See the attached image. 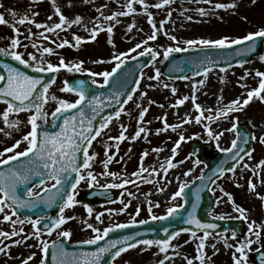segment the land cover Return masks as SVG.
<instances>
[{"label":"snow or ice","instance_id":"snow-or-ice-1","mask_svg":"<svg viewBox=\"0 0 264 264\" xmlns=\"http://www.w3.org/2000/svg\"><path fill=\"white\" fill-rule=\"evenodd\" d=\"M86 2H91V0H86ZM173 0H159L156 3H149V0H124V3L120 6L123 10L112 12L110 15L105 16L103 11L98 8L97 12L100 13L98 17L95 18L93 22L94 26L90 30V40H95L96 36L100 31H106L109 34V44H113L111 39V34L115 23H118V17L128 16L136 12L135 5L139 4L144 11V14L147 15L148 23L151 25L152 31L151 34L147 36L142 42L137 43L134 48L129 49L128 52H121L114 54L112 60L115 61V66L111 71H101L95 72L83 67V61L79 62H65L63 57H60L59 64H53L51 62H46L44 57L45 54L52 55L55 54L52 47H43L42 49L36 44L32 43V47L40 53L39 59L34 53H28V58L25 59L24 53L16 51L18 47L21 46V40L17 38L20 35L19 29L16 27V23L23 25L25 23L34 24L37 29H44V32H41L40 38L44 40H49L50 37L45 35L46 33H56L58 35L59 31H67L68 28H71L72 25H79L82 23V18L77 15L74 19H69L66 17L61 8L56 6V0H52L54 6V14L58 17V22H54L51 25L36 23L30 16L38 15V13H25L20 16L16 23L12 24L14 37L10 38V47L12 50L5 48H0V55L5 57H11L13 61L18 62L20 65L25 67H30L33 72L36 73H59L62 69L67 70L68 72H87V74L92 77L91 84L97 85L98 88L103 89L105 86L110 84V81H114L112 84V89L107 93H99L93 95L90 92H87L85 89V81L78 80L74 84L69 85L66 81L65 86L60 90L62 92L74 93L77 96V99L74 102H69L67 100L58 99L55 95L51 96V100L57 102V107L51 113L53 117V127H57L55 124L56 119H62V123L58 125V131H41V126L48 123L47 113L44 111V104L48 102V92L53 83H55V75H53L48 81H44L43 75L32 76L28 75L26 72L19 70L16 67H13L7 63H4L2 66L6 70L7 75H0V98L2 102L6 104V108L0 113V118H2L6 127L10 130H18L21 124L19 120H10V115L13 113H21L25 111H30L32 114L28 117L27 124L30 125V131L26 134H23L21 139H18L9 147H5L0 151V214H2V221L8 222L12 225L11 231L0 230V254L10 257V247L14 245H19L25 243L29 239H35L37 241V247H39L40 252L43 254L40 264H46L45 258L49 252V249H52L51 256L53 264H100L101 260L105 254H110L111 261H115L122 253L130 249H135L140 245L145 246L141 251H145L152 246H156L158 249L157 254H164L163 259H160L157 264H166L167 261L172 259L168 255L169 250H176L180 245H173L171 241L180 235L181 232H190L191 238L199 240V243L196 247V255L194 258L185 257L186 264H194V260L198 261L199 264H205V241L213 235V232L210 230H215L218 226L214 223H204L198 219L195 215V210L197 208V203L192 204V211L187 213V218L184 216L178 215L179 210L184 207L183 204L173 205L166 209L164 215H155L153 213V208L160 207L159 203H153L148 201V213L151 221H166L168 220L170 224H186L194 225L197 230L203 231V236H197V231H193L191 228L184 227L180 228L177 231H170L169 226L163 224L159 228H152V232H163L165 234L164 238L160 239H140V232H136L130 235L119 236L115 239L107 240L102 246H98L95 251L92 252H81V253H69L65 250L64 244L60 243L59 238L63 237L65 239H70L71 232L67 230H60L61 226L66 224L70 220H74V216H66V209L72 208L78 201L76 200V193L78 185L81 181H86L89 188L95 186L102 187L104 189H113V188H125L126 185L132 184L133 186L139 187L136 179L128 178L123 179L122 177L120 183H105L100 184L98 177H112L115 181L120 177L119 173H114L108 170L109 164L113 161L114 155L109 154V146L105 145V157L106 159L102 161L104 171L95 174L92 170L93 163L96 159L97 154L92 152L90 154L89 149L92 148L93 142L97 140L98 137L102 135V132L109 127L113 120H118L122 114H127L125 111L124 105L128 104L129 101L133 100L134 94L139 90L140 79H143L144 73L140 72V78L134 81L135 87L131 88L129 91L125 92L126 82L121 83L115 81V77L123 70L125 66L126 59L129 57L130 53H135L137 49H143L138 53L139 56H150L151 61H156L160 56V52L149 47V41H155L158 35L163 32L164 35L172 41H176L175 36H170L167 32H164V25L168 22L167 20L161 21L159 26L153 19L152 13L149 11L150 8L162 9L165 6L170 5ZM204 3H210L211 0H203ZM255 0H253V3ZM68 6L71 7V0H69ZM0 7H3L0 4ZM104 8H107L108 5H104ZM237 4L233 3H216L212 9L205 10L203 8L198 9L200 15H206L210 11L216 9H229L236 8ZM11 16L15 20L18 16V13L14 10H9ZM168 16L171 17V11L168 12ZM189 20L192 17H188ZM246 20L247 18L244 17ZM48 20H52V16L48 17ZM107 22V28H104L99 21ZM115 22V23H113ZM8 21L5 20V17L0 13V25L7 24ZM86 31H89L87 25L84 26ZM135 25H129L128 31H132ZM35 33H32L29 30L27 39L31 40L32 36ZM73 40L75 45H73L69 40L64 39L59 43H56L55 40H52L51 43L56 45V48H64L65 46L69 47H79V45L84 42L82 37L79 35L73 34ZM257 40H264V27L258 28L256 31L248 32L246 35L237 38H229L227 36L218 38V39H188L183 43L188 45V48L182 47H167L163 51L164 60H168L172 53L174 52H183L188 51L189 48H199L201 51L206 50H225L231 49L233 45H245L246 47L237 49L235 54L238 56H244L248 53L256 51V42ZM27 49L28 45H22ZM114 46V45H113ZM136 56H131V59L135 60ZM259 59L264 62V55H261ZM105 62L104 60H95L93 63L101 64ZM211 60L207 54L200 58L193 64L195 70V75L206 77L209 72L212 71L211 67L208 65L211 64ZM242 66L244 61L239 62ZM148 65L145 64L144 67ZM231 65H229L230 67ZM139 67V65L137 66ZM202 67V72L199 70ZM220 71H226L225 68H221ZM130 74V73H129ZM252 73L250 71L245 72V76H250ZM161 76L160 70L157 69L155 75L149 76V80H159ZM96 77H102L103 82L98 83ZM255 77L259 78L258 86L252 90H249L246 93L247 98L241 101L240 98H237L231 101L228 105L218 107L215 110L214 115L213 109H203L199 103L196 102V91L198 90L197 85H203L205 83L204 79L196 81L192 84V96L191 101L193 108L197 113L194 117L195 123L203 124L205 131L208 137L212 140L217 141L216 147L223 153L228 154V158L234 161L235 163L229 167H218L212 172V175L207 177V183L216 184V177L219 179L224 175L225 172L235 173L236 167L242 165L243 168L248 169L249 165L244 163L245 156L248 159H252V151L245 149L244 145L249 144L250 134L243 133L241 134L238 131L237 123L233 122L231 127L226 129L228 132H235L236 138L231 141V146L226 148H220L218 141L223 136V132H214L210 125L204 123L205 120L210 122H215L220 120L222 117H228L230 113L241 111L245 106H247L254 98L264 101V72L257 70L255 72ZM179 79L189 80L188 76H180ZM242 77L241 79H243ZM223 79V78H222ZM39 86V87H38ZM244 87V85H241ZM152 87V85H149ZM163 87L168 88L169 85L164 84ZM173 95L176 94L177 89L175 87L171 88ZM126 99L121 100V96H125ZM141 98L147 96V92H140ZM190 98L184 96L175 101L174 104H171L170 107L177 108L181 105H184L186 101ZM155 101L149 100L148 104L152 105ZM136 107L140 109L139 116L137 119V130L135 134L129 138L126 136L127 128L124 125H121V131L117 137L109 136L108 140H115L117 142H123L127 139L136 140L141 137V134H145V139L147 138L148 129L144 126L145 124V115L149 111L147 107H143L141 104H137ZM163 108L164 105H159ZM105 108H112L113 111L109 112L107 115L101 116V113ZM205 112L209 113L205 116ZM100 117L99 123L94 124L97 121V118ZM158 119L163 121L164 128L157 129V134L161 131H167L171 129L172 131H177L184 124L192 123L193 117L185 114V117L181 119L179 124H168L167 122V113L163 117H158ZM38 121L40 123H38ZM147 123H150L147 122ZM4 131V129H0ZM10 132H5V135H10ZM190 139V138H187ZM252 140H258L260 144H264V135L259 137L251 136ZM186 137L183 133L179 134V138L175 141V146L172 148V157L168 158L166 164L160 165V170L163 174L167 175V172L171 168H175L176 164L173 163V159L176 155L177 149L179 148L181 142L185 141ZM22 143H26V147L23 151L18 150ZM117 151L119 150L118 143L116 145ZM156 152L162 151L160 148L153 149ZM130 151V150H129ZM254 151V149H253ZM82 154V158L81 155ZM148 155L147 152L141 154L140 158V167L137 171L131 173V177L138 178L142 183H158L159 181H154L151 177L154 175H159V171L153 167L151 170L144 167L143 161L144 157ZM23 158V159H22ZM183 163V161H180ZM200 160H195L194 165H199ZM227 163V161H225ZM257 167H264V160H261ZM191 169L184 172V176L191 175ZM148 173V176L145 177L143 174ZM74 174V175H73ZM254 174H256L254 172ZM179 182L178 189L172 193L171 200L175 201L177 198H181L185 195V189L189 188V183L187 181H180L179 177H176ZM198 180L204 181L205 175L203 170L201 175L197 177ZM48 181H54V183L48 184ZM171 183V181H166ZM24 186L25 195L21 196L18 193V188ZM206 185L202 184L196 186L194 190L195 199L198 202L200 199L199 193L204 190ZM248 187L250 191L255 190V184L251 179L248 181ZM38 189V190H37ZM164 186H161L157 189L158 192H163ZM213 191L212 188L208 189ZM223 191V189H221ZM130 197H134V193H127ZM227 195V193H225ZM258 198L264 200V196ZM231 199V197H229ZM123 205L119 210L107 209L109 214L114 211L123 213L130 206L131 201L124 203L123 200L120 201ZM219 203V201H217ZM39 205H43L45 208H51L53 205H56L59 209L58 214L55 218L51 216L38 213L33 218L31 215L24 216L23 218L18 214L19 210L26 209L30 212L35 210ZM84 207L87 210L88 215L91 217L93 214V209L85 204ZM234 211L239 213L237 219L247 220L246 210L242 207H234ZM140 213V208L136 209V215ZM212 214L209 213V216ZM104 212H99L95 214V220L102 224V217ZM15 217V219H13ZM218 219H225L224 216L218 217ZM29 223L32 228L31 233H25L23 225ZM146 225L149 223L148 220H139L136 221L135 217L132 218L131 224H115L108 227H104L102 230L99 227H96L94 224L88 222L87 220L83 221L84 226L87 229H90L94 234L91 238L79 241L78 243L84 245H97L99 241L105 240L108 237L109 233L116 231L117 229H124L135 224ZM20 225L19 228L16 226ZM264 229V225H257L255 221L249 222L247 224V235L244 240L237 242L235 245L228 244L227 238H225L226 247L234 248L232 255L233 264H247L248 256L246 250L251 248L253 243H257L261 239V230ZM57 232V241L49 244L47 240H43L41 237L47 233L51 236L52 233ZM228 231H231V239L236 240L238 236V230L236 228H229ZM13 237H21L20 239L13 240ZM255 237V239H253ZM5 241H11V244H6ZM185 243H188L186 241ZM215 248V245L212 246ZM115 250V251H113ZM259 252L260 250L257 249ZM239 253L237 256L236 254ZM178 255L179 253L176 252ZM35 253L28 255L26 258L20 259V264H29L33 260ZM261 264H264V254L260 255ZM210 259V258H209Z\"/></svg>","mask_w":264,"mask_h":264},{"label":"rangeland","instance_id":"rangeland-1","mask_svg":"<svg viewBox=\"0 0 264 264\" xmlns=\"http://www.w3.org/2000/svg\"><path fill=\"white\" fill-rule=\"evenodd\" d=\"M15 0H7L6 6L10 7ZM25 8L28 4V12L38 13V15L30 16L36 23L49 24L58 22V17L54 14V6L52 0H25ZM4 2V1H3ZM159 0H149V3H156ZM237 4L236 8L229 9H216L208 12L206 15H200L198 9L210 10L216 3H233ZM69 0H56V6L61 8L63 14L69 19H74L77 15L82 18V23L79 25H72L67 31H59L56 33H46L50 37L49 40L40 38V33L44 32V29H37L34 24L27 23L24 35V44H27V50L29 53H34L39 59L40 53L34 49L31 45L36 43L41 49L43 47H52L55 54H45V61L53 64H59L60 57L65 59V62H79L83 61V67L85 69L101 72L111 71L115 66V61L112 60L114 54L121 52H128L129 49L135 47L137 43L142 42L151 34L152 28L148 23L147 15L144 14L143 9L139 4L135 5L136 12L128 15L118 17L119 22L115 23L111 39L113 44H109V34L106 31H100L95 40H90V30L93 28L95 18L100 15L96 9L100 8L105 16L110 15L112 12L123 10L120 6L124 3V0H71V7L68 6ZM104 5H108L104 8ZM149 11L153 15V19L159 26L161 21L167 20L164 25V32H167L170 36H175L176 41H172L168 36L161 32L155 41H149V47L159 51L161 54L156 61H152L150 66L146 68L143 73V79H140L139 90L134 94L133 100L124 105L127 114H122L118 120H113L107 129L102 132V135L93 142L92 148L89 149L90 154L95 152L97 154L93 163L92 170L95 174H99L104 171L102 161L105 157V145L109 146V154L114 155L113 161L109 164L108 170L114 173H119L115 181L112 177H98L100 184L105 183H120L121 177L123 179H136L139 187L132 184L126 185L125 188H119L122 191L121 199L115 203L102 207L92 206L93 214L90 217L87 213L83 203H76L72 208L66 209V216H74V220L68 221L61 226L60 230H67L71 232L70 241H82L91 238L94 234L90 229H87L83 221L94 224L101 230L104 227H108L115 224H128L131 223L132 218L135 217L136 221L150 220L148 213V201L153 203H159L160 207L153 208L155 215H164L166 209L173 205H179L182 203L181 198H177L175 201L171 200V195L179 186V182L176 177L180 178V181H187L190 183L194 178L198 177L203 169L202 165H194V159L187 152V148L193 138L205 141L209 143V147L212 149H218L216 147L217 141L208 137L203 124L195 123L194 117L197 114L193 108L191 101L192 84L201 79L205 80V83L197 85L196 102L201 105L203 109H213V115L218 107L228 105L231 101L240 98L241 101L246 99V93L258 86L259 78L255 77L257 70L264 72V62L259 57L256 61L240 65L236 67L226 68V71L212 70L206 77L198 76L189 80L175 81L168 80L160 76L159 80H149V76L155 75L157 69L163 60V51L167 47H182L188 48V45L183 42L188 39H218L224 36L229 38H237L246 35L248 32L256 31L260 27H264V0H211L210 3H204L203 0H173V2L163 7L162 9L150 8ZM171 11V17L168 16V12ZM52 16V20L49 21L48 17ZM192 17L191 20L188 17ZM244 17L247 19L245 20ZM99 23L107 28V22L101 20ZM135 25L132 31H128L129 25ZM85 25L89 31L85 30ZM29 30L35 33L31 40L27 39ZM73 34L82 37V42L79 47L56 48L52 40L56 43L61 42L64 39L69 40L73 45ZM114 45V46H113ZM191 49V48H189ZM143 49H137L135 53H130L129 57L138 55ZM177 53V52H174ZM264 55V50L263 54ZM95 60L111 61L101 64L93 63ZM250 71L252 75L245 76V72ZM68 72L62 69L56 74L55 83L50 87L48 92V102L46 110L51 112L57 107V102L51 100V96L55 95L58 99L74 102L77 96L74 93L62 92L60 89L64 87L63 78ZM87 74V72H84ZM244 77L243 79H241ZM223 78V79H222ZM92 79V77H91ZM98 83L103 82L102 77H96ZM164 84L169 85L168 88L163 87ZM152 85V87H149ZM241 85H244L242 87ZM175 87L177 92L172 94L171 88ZM140 92H147V96L141 98ZM188 96L190 99L177 108L170 107L179 98ZM155 101L154 104L149 105L148 101ZM137 104H141L143 107H147L149 111L145 115L144 126L148 129L147 138L145 134H141V137L136 140L127 139L123 142H117L115 140H108L109 136L117 137L121 131V125L127 128L126 136L131 138L137 130V119L139 111L136 107ZM164 105L163 108L159 105ZM6 106L0 103V113ZM167 113L168 124H179L181 119L185 117V114L193 117V122L184 124L177 131L168 129L167 131H161L157 134V129H163V121L158 117H163ZM209 113L205 112V116ZM30 112H21L10 115V120L21 121L18 130H10L4 124L2 118H0V151L5 147L11 146L16 140L21 139L23 134L30 131V125L27 124ZM236 120H241L250 125L252 130V136L259 137L264 135V102L260 99L254 98L247 106L241 111L230 113L228 117H222L220 120L210 122L205 120L204 123L210 125L214 132H223V136L218 141L220 148L230 147L231 141L234 139L235 132H228L226 129L230 128L232 123ZM150 123H147L149 122ZM5 132H10V135H5ZM183 133L186 140L181 142L177 149L176 155L173 159V163L176 164L175 168L168 170L167 175L163 174L160 170L161 164H166L168 158L172 157V148L175 146V141L179 138V134ZM190 138V139H187ZM118 143L119 150L117 151L116 145ZM252 159H248L245 156L244 163L249 165L248 169L238 165L235 173L229 172L226 174L221 182H217L213 185L212 193L218 198L214 210L211 212L212 216L225 218H237L239 213L234 211V207H242L246 210L247 220H243L246 225L249 222L255 221L257 225H264V200L258 198L264 196V167H257L261 160H264V144H260L258 140H252ZM26 143H22L18 150L23 151L26 147ZM160 148L162 151L156 152L153 149ZM254 149V151H253ZM130 150V151H129ZM147 152L148 155L144 157V167L151 170L155 167L159 171V175H154L151 178L158 183H142L138 178L131 177V173L137 171L140 167L141 154ZM183 161V163H180ZM191 169L190 176H184L183 173ZM254 172L256 174H254ZM145 177L148 173L143 174ZM251 179L255 184V190L250 191L248 187V181ZM166 181H171L167 183ZM52 181H48L50 185ZM164 186L163 192H158L157 189ZM235 186V188H234ZM88 183L81 181L78 185L76 196L83 190L87 189ZM99 187V186H95ZM102 188V187H99ZM223 189V191H221ZM38 190V189H37ZM134 193V197H130L127 193ZM227 193V195H225ZM231 197V199H229ZM124 203L131 201L130 206L123 213L114 211L111 214L107 209L119 210ZM140 208V213L136 215V209ZM104 212L102 217L103 223L100 224L95 220V214ZM15 219V217H13ZM0 221H2V214H0ZM12 225L8 222H0V230L11 231ZM17 228L20 225L16 226ZM25 233H31L32 228L29 223L23 225ZM261 239L257 243H253L251 248L246 250L248 256L247 264H252L250 261V255L255 250L261 247V240L264 238V229L261 230ZM246 228V235H247ZM245 235V236H246ZM197 236H203L201 233H197ZM57 237V232L54 231L51 236L45 233L41 238L48 242ZM21 237H13V240L20 239ZM225 238L227 243L235 245L242 239H231V233H225L218 236H210L205 241V264H233L232 255L234 248L226 247ZM255 239V237H253ZM188 241V243H185ZM6 244H11V241H5ZM171 243L173 245H180L176 250L170 249L168 255L172 257L166 264H186L185 257L194 258L196 255V247L199 240L192 239L190 233H180L175 237ZM37 241L35 239H29L25 243L11 246L10 257L0 254V264H20L21 258H26L28 255L35 253V256L29 264H40L42 253L39 247L36 246ZM215 245V248L212 246ZM145 246L140 245L135 249H130L125 253H122L118 257L114 264H157L160 259H163L164 254H157L158 249L156 246H152L145 251H141ZM176 252L179 254L177 255ZM237 256L239 253L236 254ZM210 258V259H209ZM194 264H199L194 260Z\"/></svg>","mask_w":264,"mask_h":264},{"label":"water","instance_id":"water-1","mask_svg":"<svg viewBox=\"0 0 264 264\" xmlns=\"http://www.w3.org/2000/svg\"><path fill=\"white\" fill-rule=\"evenodd\" d=\"M247 43L245 45H233L231 49H225V50H206L201 51L200 49L190 50V51H183L179 52L178 54H171L168 60H165L164 64L160 68V73L164 75L167 78L172 79H179L180 76H188V77H195V70L193 67V64L198 61L200 58H203L206 54L211 60V64L208 66L211 68H226L229 67V65H238L239 62L244 61V63H248L253 61L256 56L262 54V47L264 44V40H257L256 42V51L252 53H248L244 56H238L235 54L237 49H241L246 47ZM8 62H2L0 64V75H7L6 70L2 67L4 63H7L13 67L18 68L21 71L26 72L28 75L32 76H40L43 75L44 81H48L54 74L53 73H36L33 72L30 69L21 67L20 65H17L13 61ZM151 61L150 57L145 56H139L135 60H129L125 63V66L123 67V70L119 72V74L115 77V81H119L121 83L126 82L125 92L129 91L131 88L135 87L134 81L138 79L139 74L142 69H144L145 64H149ZM139 65V67H137ZM2 67V68H1ZM202 72V67L199 69ZM130 73V74H129ZM78 80H84L85 81V89L87 92L92 93L93 95L99 94L101 92L107 93L109 90L112 89V84L114 81H110V84L105 86V88L100 89L97 86H94L91 84L90 79L84 75V74H74L69 75L64 79V83L67 81L69 85L74 84L75 81ZM3 82H0L2 84ZM39 87V86H38ZM3 98H0V101H2ZM126 99L125 96H121V100ZM112 108H105L103 112L101 113V116L107 115L109 112H112ZM100 120V117L97 118V121L94 122V124H98ZM63 121L62 119H56L55 124L57 127H53V117L50 116V122L47 124H44L41 126V131H58V125L61 124ZM38 123H40L38 121ZM238 126V131L243 133H249L250 139L249 144L244 145L245 149L250 151L252 146V139H251V130L247 123H240L239 121L236 122ZM236 138V136H235ZM206 143L198 141L194 139L190 146H189V153L196 159L200 160L201 163L204 164V170L203 173L205 175V180L201 181L197 178L192 181V183L189 185V188L185 189V195L183 198V205L184 207L179 210L178 215L184 216L187 218V213L192 211V204L194 202L197 203V208L195 210V215L198 219H200L204 223H214L218 227L215 230H210L214 234H218L220 232H225L229 228H236L238 230V236H243V228L244 224L237 219H227V220H221V219H215L209 216V213L213 210L215 207L216 198L213 196L211 191L208 189L211 188L212 184L207 183V177L212 175V172L217 169L218 167H224L229 168L231 167L235 162L228 158V154H225L221 151H211L210 149H206ZM81 158H82V154ZM23 159V158H22ZM227 161V163H225ZM226 173V172H225ZM74 175V174H73ZM223 177V176H222ZM220 177V178H222ZM219 178V179H220ZM213 179L218 180L216 177H213ZM206 185L204 187V190L199 193L200 199L197 202L195 199L194 190L196 186L200 185ZM18 193L21 196H24L25 188L24 186H20L18 188ZM119 190L117 189H97V188H89L88 190L84 191L82 195L78 197L79 201H83L88 205L92 204H105L108 202H114L119 198ZM58 207L56 205H53L51 208H45L43 205H39L35 210L32 212L21 209L19 210V215L21 217L29 216L31 215L33 218H35V215L38 213H42L47 216H51L55 218L58 214ZM163 224L165 226L170 227V231H177L180 228L188 227L191 228L193 231H202L197 230L194 225H186V224H170L168 220L166 221H158L153 222L150 221L146 225H134L130 226L128 228L124 229H117L114 232L109 233L108 237L105 238L103 241H99L97 245H84V244H69L67 243L66 239L63 237L59 238L60 243L64 244L65 250L69 253H81V252H92L95 251V249L98 246H102L107 240L109 239H115L119 236L123 235H130L134 234L136 232H140L141 236L140 239H160L164 238L165 234L163 232H152L150 229L152 228H159L160 225ZM203 232V231H202ZM57 241V239L55 240ZM54 242V241H52ZM50 242L49 244H51ZM264 245V240H263ZM115 251V250H113ZM52 249H49V252L46 259V264H53L52 256H51ZM264 254V247L259 252L256 251L252 254L251 259L254 264H261L260 261V255ZM111 258L110 254H105L103 259L101 260L100 264H110Z\"/></svg>","mask_w":264,"mask_h":264},{"label":"flooded vegetation","instance_id":"flooded-vegetation-1","mask_svg":"<svg viewBox=\"0 0 264 264\" xmlns=\"http://www.w3.org/2000/svg\"><path fill=\"white\" fill-rule=\"evenodd\" d=\"M6 2L7 0H0V4L3 5V7H0V13H2L5 17V20L8 21L7 24L0 25V48L12 50L10 47V38L14 37L15 34L13 33V29L11 25L16 23V20H18L20 16L29 12L27 10L28 4H27V8H25V4H26L25 0H15L10 7L6 6ZM10 9L18 13V16L16 17L15 20L10 14L9 11ZM16 27L20 31V35L17 38L21 40V46L18 47L16 51L24 53V57L25 59H27L28 58L27 54L29 53V51L22 46L24 45V40H25L24 35H25V29L27 27V23L23 25L16 23Z\"/></svg>","mask_w":264,"mask_h":264}]
</instances>
